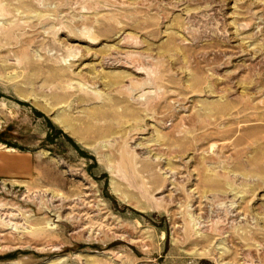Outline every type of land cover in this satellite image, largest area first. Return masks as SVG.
Masks as SVG:
<instances>
[{
  "label": "rangeland",
  "instance_id": "374dc122",
  "mask_svg": "<svg viewBox=\"0 0 264 264\" xmlns=\"http://www.w3.org/2000/svg\"><path fill=\"white\" fill-rule=\"evenodd\" d=\"M0 264H264V0H0Z\"/></svg>",
  "mask_w": 264,
  "mask_h": 264
},
{
  "label": "bare ground",
  "instance_id": "6f19581e",
  "mask_svg": "<svg viewBox=\"0 0 264 264\" xmlns=\"http://www.w3.org/2000/svg\"><path fill=\"white\" fill-rule=\"evenodd\" d=\"M7 151H9V152H12L13 150H11V149H7ZM10 212V211H9ZM12 212V211H11ZM8 215V214H7ZM5 217V216H4ZM17 217V216H16ZM7 220V219H6Z\"/></svg>",
  "mask_w": 264,
  "mask_h": 264
},
{
  "label": "crops",
  "instance_id": "0c3cea01",
  "mask_svg": "<svg viewBox=\"0 0 264 264\" xmlns=\"http://www.w3.org/2000/svg\"><path fill=\"white\" fill-rule=\"evenodd\" d=\"M12 150V149H11ZM7 151V150H6Z\"/></svg>",
  "mask_w": 264,
  "mask_h": 264
}]
</instances>
